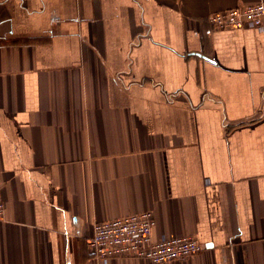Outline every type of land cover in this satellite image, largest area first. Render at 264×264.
<instances>
[{
  "label": "crops",
  "instance_id": "0c3cea01",
  "mask_svg": "<svg viewBox=\"0 0 264 264\" xmlns=\"http://www.w3.org/2000/svg\"><path fill=\"white\" fill-rule=\"evenodd\" d=\"M260 2L0 0V264L144 212L202 246L164 264H264V31L207 20Z\"/></svg>",
  "mask_w": 264,
  "mask_h": 264
},
{
  "label": "built area",
  "instance_id": "2783aa9c",
  "mask_svg": "<svg viewBox=\"0 0 264 264\" xmlns=\"http://www.w3.org/2000/svg\"><path fill=\"white\" fill-rule=\"evenodd\" d=\"M215 30L264 31V2L253 6L230 9L211 14L207 18ZM4 204L0 199V220ZM155 223L150 212L123 216L95 223L88 247L94 258L102 264L112 259L133 258L152 264L184 262L202 251V246L189 237L152 240Z\"/></svg>",
  "mask_w": 264,
  "mask_h": 264
}]
</instances>
